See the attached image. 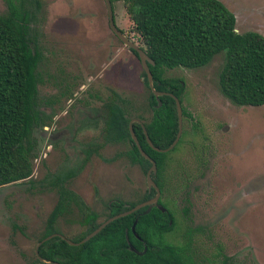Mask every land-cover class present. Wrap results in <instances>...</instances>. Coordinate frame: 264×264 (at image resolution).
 <instances>
[{"label":"rangeland","instance_id":"1","mask_svg":"<svg viewBox=\"0 0 264 264\" xmlns=\"http://www.w3.org/2000/svg\"><path fill=\"white\" fill-rule=\"evenodd\" d=\"M221 1L235 14L237 31L256 30L264 35V0ZM113 6L116 22L132 36L131 23L122 1L116 0ZM6 11L4 0H0V13ZM82 20L85 24L91 22L88 28L93 29V33L100 29L98 24L103 26L107 20L103 0H40L32 22L43 55L39 65L38 110H41L44 97L58 96L66 79L70 82L75 79L76 85L86 83L88 87L93 83L103 87L111 85L119 92L124 91L135 107L146 104L148 89L141 81V65L114 36L110 39V46L114 54L115 51L120 54H113L109 67L100 62L92 65L77 56L79 45H84ZM101 34L103 43L99 45L104 46L105 35L103 31ZM106 37L109 39L108 35ZM135 40L141 45L139 39ZM87 44L95 46V42ZM89 49L90 54L103 56L102 61L108 50L104 47ZM123 57L124 61L118 60ZM223 62L224 54L219 53L202 67L164 69L165 78L185 81L184 105L191 113L192 121H197L207 136L200 142L205 148L198 152V160L194 156L193 144H188L177 162L168 168V177L177 174L179 178L170 186L167 184L165 196L175 198L178 207L185 196L189 197L191 211L186 221L192 229L196 228L192 236L196 238L198 251L211 254L220 244L224 254L240 264H264V104L239 106L222 95L218 74ZM122 64L128 66L127 80L121 76ZM70 99L71 102L62 97L59 105H55V112L50 115L55 114L52 118L55 122L49 124L47 131L43 125L34 130L38 155L33 161L31 179L0 186V264L34 262L37 239L57 201L56 188L46 183L47 178L61 164V159L54 164L46 163V146L54 140H44L42 136L45 131L50 134L57 129L60 119L66 118L62 122L71 121L69 112L61 115L64 109L71 110L78 96L71 95ZM189 125L190 120L184 125L187 131H190ZM128 146L127 143L112 144L101 149L98 158L93 157L90 169L96 179L92 181L95 190L89 187L88 191L75 180L70 184L75 191L79 186L81 195L98 211L109 196L120 195L127 200H136L146 188L143 170L122 156ZM52 147L48 162L56 159L60 146ZM238 160L239 173L248 175L244 182L250 178L252 182L241 184L240 191ZM175 184L177 197L172 192ZM81 218L77 209L63 214L57 219L59 228L56 231L69 239H77L78 233L85 228L79 223Z\"/></svg>","mask_w":264,"mask_h":264},{"label":"trees","instance_id":"2","mask_svg":"<svg viewBox=\"0 0 264 264\" xmlns=\"http://www.w3.org/2000/svg\"><path fill=\"white\" fill-rule=\"evenodd\" d=\"M122 2L131 31L154 62L149 68L155 88L178 94L182 86L179 81L163 78L164 68L202 67L223 53L224 62L218 74L221 93L236 105L264 104V35L256 30L237 31L235 14L221 0ZM23 6L21 1L6 0L7 11L0 13V186L25 179L32 173L29 136L35 113L39 51L30 44L28 9ZM149 94L150 104L156 105L155 97ZM160 99L161 106H153V117L145 127L152 143L165 148L177 131V112L170 96L163 95ZM127 122L121 108L111 110L110 126L118 138L130 136ZM136 133L142 137L140 127ZM140 142L161 169L166 154L151 149L142 139ZM134 155L144 167L148 166L149 162L135 146ZM57 212L55 209L51 213L38 240L55 230L52 222ZM136 218L135 231L148 246L143 254L121 248L122 243H127L124 237L127 226L130 243L141 250L142 243L130 229ZM171 218L170 210L161 212L152 208L148 213L139 210L114 220L82 244L70 245L56 236L41 243L38 252L46 261L59 264H182L181 258L176 257L177 251L161 235L164 223ZM95 226H90L88 231ZM35 262L47 263L36 256L32 264Z\"/></svg>","mask_w":264,"mask_h":264},{"label":"flooded vegetation","instance_id":"3","mask_svg":"<svg viewBox=\"0 0 264 264\" xmlns=\"http://www.w3.org/2000/svg\"><path fill=\"white\" fill-rule=\"evenodd\" d=\"M15 3L22 2L24 4L23 9L27 8L28 9V37L30 38V44L32 48L34 47L39 51V61L38 65L36 68V73L38 75V80L36 83V88H37V94H36V103L34 105V119L32 122L31 130H30V142H31V152H32V173L29 177L18 180L12 183L20 182V181H25L31 179L33 175V161L38 155V150H37V138L34 136V130L36 126L43 125L44 130H48L49 124L51 122H55L52 118L55 116L53 112H55V105L60 103L62 101V97H67L70 102V96H78V99L75 100L73 107L71 108L70 111H64L61 113V115H65L69 112V114L72 116L71 121L70 120H65V122H62L61 120L66 119L62 118L59 120L60 125L57 126L58 128L53 130L50 134L48 132H44L42 138L44 140H54L53 143H49L46 146V152L48 154V157L46 159V163L49 164H54L57 161L61 159V164L60 167L57 169V171L52 174L50 173L48 178H47V184H50V187L56 188V193H57V201L56 204L54 205L53 209L49 213V216L46 220V224L43 228L42 233L40 236L43 234L45 231V228L48 224L49 218L51 216V213L57 209V215L55 219L52 222L53 229H55L53 232L49 233L48 235L51 234H57L54 235L53 237H60L63 239H69L62 234L58 233L56 231L57 226V219L58 217L62 216L65 213H70L74 209H77V212L80 211L82 214L81 220H79V223H81L83 226H85L84 229H82L78 234L80 236H83L84 238L86 235H88L90 232H92L94 229H96L100 224H102L104 221L107 219L119 215L121 213L127 212L130 210L132 207L152 200L156 196V189L151 186H148L147 183V171L151 167V160L145 158L141 152L140 149L143 150L141 146L140 140L142 139L145 141L148 146L156 150L157 152L160 153H165V157L163 160V165L161 169H159V166L156 162L155 159H153L149 154L150 158L155 161L156 163V172L151 171L150 176L151 179L154 181L156 186L159 189V195L157 197L156 203H151V208H157L161 212H165L166 210H170L172 212L173 218L168 219L166 223L163 225V229L161 232L162 239L164 242L170 244V247L175 249L177 251L176 257H180L181 260L183 261L182 264H240L237 260H235L233 257H227L224 252L223 248L220 244H217V247L214 252L211 254H204L198 251V248L196 247V242L192 234L195 229H192L190 226L187 225V218L190 216V211H191V206H190V199L188 196H185L182 200V205L180 207L177 206L176 200L173 197H166L165 192L168 190L167 184L169 186L172 184L173 181L177 180L179 178V175H172L168 177L166 175V172L168 171V168L171 167L173 162H177V159L181 153L184 152V149L188 144H193L194 146V156L195 159L198 160L199 154L198 152L201 151V148H205L203 144H201V140L207 139L206 133L204 130L199 126V123L193 122L191 119V113L186 109L183 101V96H184V84L185 81L180 78H166V79H174L176 81H179V87L181 88V91L178 94H174L173 92H170L168 90H159L155 88L154 86V80L152 76V84L155 90L164 92L163 94L159 96H155L154 93L152 92V89L149 86V81L147 74L145 72V69L142 65V62L139 58L138 52L134 49H132L129 45L125 43V41L119 37L110 27L109 23V18H108V12H107V7L105 4V0H103L106 12H107V20L106 23H103V26L98 24L100 26V29L94 30L95 33H93V29L88 28L91 25V22H88V24H85L82 20V38L84 39V45H79V48L77 49V56L82 59L83 61L90 63L92 65H95L96 63L100 62L102 65H109L112 63L113 59L112 56L114 54V51L112 50V46H110V39L112 36H114L120 43H122L125 47H127L128 51L132 53L137 60L139 61L141 65V81L142 83L147 87L148 89V96H147V102L146 104H141L138 107L134 106V103L130 97L124 93V91H118L117 88L109 85V87L102 84H92L90 87H88V84H78L76 85V80L74 79L72 82L68 81L67 79L64 81V88L63 90L58 94L56 97H44V99L41 100L43 103L41 106V110H38V105H39V94H38V84L41 80V72L39 70V65L41 62V59L43 57L41 49L36 41L35 34L32 28V22L34 19L35 11L39 8L40 6V0H13ZM116 0L112 1V9H113V19H114V24L117 27V29L121 32V34L134 44H136L139 48H141L144 52L145 50L142 48V46L135 40V38L139 39L136 34L133 33L132 36L128 35L125 33V31L119 26V24L115 20V8H114V2ZM122 1V0H121ZM6 4V0H4ZM123 4V2H122ZM7 8V7H6ZM115 14V15H114ZM90 17H93L91 15ZM128 17V15H127ZM80 20V19H79ZM129 20V18H128ZM130 22V20H129ZM79 23V22H78ZM131 23V22H130ZM80 25V23H79ZM106 25V27H105ZM96 31H99L98 34ZM103 31V34L105 35L104 37V46L99 45L103 43L101 39V33ZM262 34V33H261ZM108 35L109 39L106 37ZM95 42V46H90V44L85 45L86 43H91ZM98 45V46H97ZM93 47L94 50L99 49L100 47H104L107 52L106 55L102 60L103 56L101 57L97 53L95 54H90L89 53V47ZM116 53L114 55L120 54V52L115 51ZM146 53V52H145ZM122 57V56H121ZM149 57V56H148ZM150 58V57H149ZM151 59V58H150ZM118 60L124 61L123 58H119ZM117 60V61H118ZM152 60V59H151ZM102 61V62H101ZM148 68L149 65H154V62H147ZM122 69L121 71V76L124 77L125 80H127V69L128 66L125 64L121 65ZM109 67V66H108ZM107 67V68H108ZM106 68V69H107ZM185 68V67H184ZM164 69H169V68H164ZM163 69V72H164ZM172 69V68H171ZM190 69V68H189ZM112 70V69H111ZM150 70V68H149ZM151 72V71H150ZM152 75V73H151ZM163 76V73H162ZM163 78H165L163 76ZM87 86V87H86ZM67 88V90H66ZM105 90V92H104ZM104 92V93H103ZM152 93L153 96L156 99V105H151L150 104V94ZM163 95H168L170 96L175 103L176 107V112H177V131L175 133V136L172 140V142L175 140L177 133H178V110H177V105L175 101V97L179 101L180 108H181V133L176 141V143L173 145L172 148L162 151L163 149L168 148V146L172 143H170L167 147L165 148H160L156 147L148 133L145 127V124L150 122V120L153 117V106H161L162 102L160 97ZM223 95V94H222ZM85 96V97H84ZM224 96V95H223ZM225 97V96H224ZM226 98V97H225ZM228 99V98H226ZM229 100V99H228ZM230 101V100H229ZM160 102V104L158 103ZM231 102V101H230ZM232 103V102H231ZM234 104V103H232ZM236 105V104H235ZM239 106H244V105H239ZM121 108L123 116L127 119V128L129 132V137L125 138H118L115 134L114 131L111 129L110 126V118H111V110L114 108ZM71 112V113H70ZM190 120V131H187L185 128V122ZM61 121V122H60ZM69 121V122H68ZM131 129L136 137V140H134L132 134H131ZM137 127L141 128L142 132V137L139 138V134L136 133ZM147 133V136L150 140V143L148 142L145 132ZM185 133V135H183ZM61 141V143H60ZM128 144L129 146L127 149L122 153V156H124L130 163L138 165L144 172L145 174V183H146V188L145 190L140 194V196L136 200H127L124 199L120 195H112L109 196L106 200L102 202L101 210L98 211L96 208H93L92 205L88 204V202L85 200L83 195H81L82 189L77 187L78 191L70 187V184L75 180L76 182L79 183V185H83V188H86V190L89 191V187L93 188L94 187V182L95 181V175L93 174V171L90 169L91 162L93 160V157L98 158L100 154V150L103 148H106L112 144ZM53 145H59V151L58 154L56 155V159L53 162H48L49 158V152L53 150ZM200 145V147H199ZM134 146L138 150L139 154L145 158L149 164L148 166L144 167L143 163L139 161L138 157H135L134 155ZM140 147V149H139ZM178 148V149H177ZM162 149V150H158ZM239 149L240 156L239 160L242 158L241 157V147L237 148ZM144 151V150H143ZM145 152V151H144ZM146 153V152H145ZM147 154V153H146ZM239 160L237 163V182L240 184L238 190H241V184L242 185H248L252 184L251 178L244 182L246 180L245 178L248 175L245 174H240L239 173ZM245 177V178H244ZM9 183V184H12ZM248 183V184H247ZM161 184V186H160ZM8 185V184H6ZM76 185V183H75ZM4 186V185H2ZM77 186V185H76ZM244 190V189H243ZM80 192V193H79ZM173 195L177 197V186L175 184V187L173 188ZM132 204V206H130ZM241 205V204H239ZM149 205H145L140 207L139 209L133 211L132 213H135L139 210H142V213H145V210L148 208ZM124 207V208H123ZM149 210V211H150ZM148 211V212H149ZM147 212V213H148ZM132 213L119 216L110 222H108L105 226L113 222L114 220L130 215ZM100 216H103V219L99 220ZM96 225L93 230L90 232L88 231L89 227L92 225ZM123 224V223H121ZM137 224V218L131 223L130 229L131 233L133 234L134 238L137 239L139 242L142 243V248L141 250H138L136 247H134V244L130 243L129 237H128V227L126 226L124 229V237L126 240V244L121 245V248H127L130 251L136 252L137 254H143L148 246L145 244L144 240L142 237L135 231V227ZM59 228V227H58ZM104 228V227H103ZM102 228V229H103ZM101 229V230H102ZM100 230V231H101ZM99 231V232H100ZM97 232V233H99ZM96 233V234H97ZM95 234V235H96ZM46 235V236H48ZM94 235V236H95ZM39 236V237H40ZM45 236V237H46ZM92 236V237H94ZM38 237V239H39ZM45 237L41 238L40 240L37 239L35 248L37 244L42 241ZM91 237V238H92ZM52 238V237H51ZM50 238V239H51ZM82 238H80L78 241H72L74 242H79ZM49 240V239H48ZM65 240V239H64ZM89 240V239H88ZM87 240V241H88ZM46 241V240H45ZM44 241H42L43 243ZM86 242V241H85ZM68 243V242H67ZM84 243V242H83ZM82 244V243H80ZM41 245V244H40ZM39 245V246H40ZM79 245V244H78ZM38 246V248H39ZM35 248H34V258L35 256L38 258V256L35 253ZM39 254V252H38ZM40 256V255H39ZM43 258L42 256H40ZM39 259V258H38ZM44 259V258H43ZM40 260V259H39ZM41 262H47L45 264H55L56 261H46L40 260ZM34 263V262H33ZM58 263V262H57ZM35 264H39L36 263Z\"/></svg>","mask_w":264,"mask_h":264},{"label":"water","instance_id":"4","mask_svg":"<svg viewBox=\"0 0 264 264\" xmlns=\"http://www.w3.org/2000/svg\"><path fill=\"white\" fill-rule=\"evenodd\" d=\"M105 4H106V7H107V12H108V18H109L110 27L112 28V30H113V31H114L119 37H121V38L125 41V43H126L127 45H129L132 49H134V50H136V51L138 52L139 58H140V60H141V62H142V65H143V67H144V69H145V72H146V74H147V77H148L149 86H150V88L152 89V92L154 93V95H155V96H159V95L163 94L164 92H160V91L155 90L154 87H153V84H152V75H151V72H150V70H149V68H148V65H147V62H152V60L148 57V55H147V54H146L141 48H139L136 44H134V43L131 42L130 40L126 39V38L121 34V32L117 29V27H116L115 24H114V19H113V9H112L111 0H105ZM175 101H176L177 110H178V128H179V129H178L177 136H176L175 140H174V141L168 146V148L163 149V150H162V149H158V150L166 151V150L172 148L173 145L176 143V141L178 140V138H179V136H180V133H181V108H180L179 101L177 100L176 97H175ZM158 103L160 104V102H158ZM130 130H131V134H132L134 140H136V137H135V135H134V133H133V131H132V129H131V126H130ZM144 132H145V135H146V138H147L148 142L150 143V140H149V138H148L147 133H146L145 130H144ZM139 149H140V147H139ZM140 152H141V154H142L145 158L151 160V167H150V168L148 169V171H147V183H148V186H149V187L153 186V187L156 189V191H157L156 196H155L152 200H149V201H146V202L140 203V204H138V205L132 207V208H131L130 210H128L127 212L121 213V214H119V215H115V216H113V217L107 219V220L104 221L102 224H100L96 229H94L92 232H90L88 235H86L84 238H82L79 242H74V241H72V240H70V239H66V238L63 237V239H65L66 242H68L70 245H78V244H80V243H83V242L87 241L88 239H90L92 236H94L97 232H99V231H100L103 227H105V225H106L108 222H110L111 220H113V219H115V218H117V217H119V216H123V215L129 214V213H132L133 211L139 209V208L142 207V206L149 205L148 208L145 210V213H147V212L150 210V208H151V203H156L157 197H158V195H159V189H158V187L156 186V184L154 183V181L151 179V176H150L151 171L156 172V163H155V161L152 160V159L150 158V156H149L148 154H146L142 149H140ZM54 235H57V234H51V235H48V236H46L42 241L48 240V239H50L51 237H53ZM42 241H40V242L37 244L36 248H35V253H36V255L38 256V258H39L40 260H44V259L41 258V257L39 256V254H38V246L42 243ZM55 264H59V263L56 262Z\"/></svg>","mask_w":264,"mask_h":264},{"label":"crops","instance_id":"5","mask_svg":"<svg viewBox=\"0 0 264 264\" xmlns=\"http://www.w3.org/2000/svg\"><path fill=\"white\" fill-rule=\"evenodd\" d=\"M263 34V33H262Z\"/></svg>","mask_w":264,"mask_h":264}]
</instances>
